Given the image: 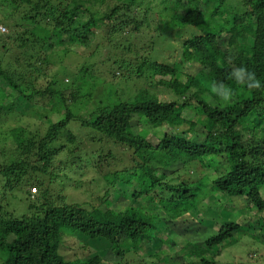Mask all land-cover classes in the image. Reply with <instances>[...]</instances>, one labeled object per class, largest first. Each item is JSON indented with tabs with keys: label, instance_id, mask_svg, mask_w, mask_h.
I'll use <instances>...</instances> for the list:
<instances>
[{
	"label": "trees",
	"instance_id": "obj_1",
	"mask_svg": "<svg viewBox=\"0 0 264 264\" xmlns=\"http://www.w3.org/2000/svg\"><path fill=\"white\" fill-rule=\"evenodd\" d=\"M227 1L0 0V23L10 27L0 38V78L14 95L42 102L45 112H34L47 123L43 134L19 124L23 115L12 102L2 104L8 97L1 93L0 264H105L106 255L120 257L111 264H127L123 256L148 245L158 264H215L208 253L218 249L215 255H220L221 245L236 242L245 213L257 214L258 221L249 224L252 232L264 223L259 222L264 221V87L248 90L228 79L232 67L245 65L264 80V0H245L240 13L229 12ZM152 5L158 9L155 19L150 18ZM97 35L102 42L95 47L105 49L110 71L121 76L116 89L105 87L98 104L87 106L83 116L73 107L77 98L90 101L91 92L73 84L66 96L56 77L45 85L38 79L51 55L62 60L76 44L90 45ZM156 45L169 49L167 58H153ZM86 68L81 66V72H89ZM131 73L155 77L174 98L138 100ZM217 80L238 89L228 107H213L207 99ZM187 109L193 111L190 117ZM75 122L85 128L78 136L68 129ZM85 134L89 142L108 146L96 156L87 154L84 164L108 168L103 176L107 194L118 182L136 184L131 195L123 193L132 202L125 209L87 208L53 192L52 184L77 158V140ZM219 156L225 159L222 171L210 162ZM119 160L128 164L118 168ZM170 168L186 174L180 183L170 182L175 177L166 176ZM33 184L37 192L25 190L29 213L15 217L7 209V193ZM210 194L224 195L217 197L220 208L237 201V211L217 215L216 232L192 241L209 229L183 215ZM67 235L85 237L95 250L85 258H65L60 248ZM170 248L175 250L159 260V253Z\"/></svg>",
	"mask_w": 264,
	"mask_h": 264
},
{
	"label": "rangeland",
	"instance_id": "obj_2",
	"mask_svg": "<svg viewBox=\"0 0 264 264\" xmlns=\"http://www.w3.org/2000/svg\"><path fill=\"white\" fill-rule=\"evenodd\" d=\"M245 5V0H228L225 4V7L229 10V12L240 13L243 9H245ZM152 6L154 12L150 14V18L155 19L156 16L154 14H157L158 9L157 5ZM0 15L2 14L0 13ZM153 22L154 21H152V23ZM151 27L152 28H149V32L151 34H154L156 30V24L153 23ZM9 30V26L0 23V34H8ZM5 34H1L0 38H3L4 40L5 37H3L2 35ZM101 37V35H97L94 38V41L90 42V45L76 44L74 46L75 50L71 52L68 56L62 57V60H59L58 54L51 55L49 57V65L45 69V75L41 74L40 78L38 79L41 85H45L51 78L56 77L58 81L57 87L59 89H63L66 96H68L70 91H72V89L69 87L73 84L82 85V90L84 92H91L93 96L90 101L77 98V105L73 107L74 112L76 111L77 114H81L83 116L85 115V109L87 108V106L98 104L97 102L99 100V97L105 87H108L109 85L112 89L114 88L113 91L116 89L113 84L116 78L121 76V72L118 70H115L114 73L113 71H110V67L112 68V63L110 60L105 59V49L95 47L96 43L102 42ZM2 50L3 49L1 48L0 53L2 52ZM81 53L85 54L81 55ZM168 55L169 49L161 50L157 45L155 46V51H153L152 53L153 58L156 57L155 60L159 59L160 57L167 58ZM171 58H174V56H172ZM163 60L167 61V59ZM81 66H87L89 72L82 73ZM131 67H133V64L130 63V68ZM134 74L135 73H131V76L133 77V81H131V84H133L132 90H137L139 94L138 100H141L144 96L146 98H159L162 100L174 98V96L172 97L173 94H171L170 91L163 88V86H160L157 83L155 77L150 76L146 78H137ZM62 81H64V83H62ZM128 92L129 90H125V95ZM1 93L4 98L8 97L7 100H3L4 98H0L1 100H3L1 101V103L8 105L10 104V102H12L11 106H13L14 110L17 113L23 115L18 121L19 124H22L23 126L31 130L38 129V131L42 132L41 134L44 133V130L47 127V123L40 115L34 112V110L40 113L45 112V110L41 107L40 104L42 102L32 103L22 99L19 96L14 95L13 90L8 87L7 84L0 78V96ZM130 96L131 95H129V97ZM192 102L195 101L193 100ZM187 110V117H190L193 111H191L190 109ZM57 118L58 115L53 114V121L57 120ZM11 124L15 123L11 121ZM134 124L135 128L139 129V123L135 121ZM83 128L84 127H81L80 123L78 122L72 123L68 126V129H70L77 136L82 134ZM86 136L87 135L85 134L82 136V140H77L79 149L76 148L73 153V156L77 158H75V161H71L68 164V169H65V171L57 177V181L52 184V188L54 189L53 192L65 195L67 202H78L80 205L85 206L87 208L97 206L102 210L113 208L115 211H118L121 209H125L126 207L131 205L132 202L130 204V201L128 200L127 196H124V194L131 195L132 190L135 188L136 184L132 183L131 186H127L126 184L118 182L115 186L116 189L109 187V194H107L106 190L108 188V184L105 180V177L103 176L108 171V168H97V164L90 165L89 167L85 168L84 164L86 162L85 159H89L87 154L91 157L92 155L96 156V151L98 153L100 149H106L108 148V146L104 144L101 145L102 142H89ZM154 139H156V137H152V140ZM155 141L156 140H154V142ZM115 149L120 150V147L115 146ZM117 154L119 155V157H121L120 152H117ZM5 158L7 161H10L12 157L7 154ZM92 161H94V163L96 162V160ZM210 162L214 163L217 166V171H222L224 168L225 159L223 156H219L217 159H212ZM118 164V168H123V166L128 163L126 161L122 162V160H119ZM109 169H112V167H110ZM208 170L209 172L214 173V175H216L215 170ZM189 172L191 173L192 170H190ZM165 174L166 176H175L173 177V180H170V182L172 183H180L181 179L184 178V176L186 175L185 173H180L179 175L177 169L172 170L171 168L169 170L166 169ZM166 179L168 180L167 177ZM32 187L37 186L33 184L31 186H28V188H17L14 189L12 192L7 193L5 203L7 204V209L13 212L15 217L20 218L24 214L29 213L27 206L28 202L26 200L27 194L25 190L28 189L31 193ZM262 192L264 195V189ZM217 197H221L222 199L224 198V195L210 194L209 196L204 198L201 203H198L194 208H192L183 215V218L187 220V222L190 223L191 221L196 220L202 223L205 228L209 229L206 233H197L196 237H190L192 241L203 240L207 236H210L211 234L216 232L218 228V223L216 222L217 215L227 217L235 214V211H237V201H234V204H232V206L230 205L231 207L220 208L218 205V201L220 199ZM106 200L109 201V206L106 205ZM143 205L147 206L145 203H143ZM246 211L247 210L245 208L243 212ZM257 221L258 217L255 211L251 213V215H247L245 213L243 217L240 218L242 230L234 234L236 242L226 246L221 245L220 247L222 249L220 247L219 248L220 251H222L223 253H221L220 255H215L218 249L211 250L207 255L208 258H212V256L214 255V259H216L215 264H241L243 262L245 264H264V223L259 225L258 229L253 232L249 227L250 223L255 224ZM259 222L264 221L260 220ZM186 237L188 238V236ZM84 240L85 237L82 236L78 237L76 235H67L64 238L63 245L60 248L61 254L67 259L88 257L93 251L92 248L94 249V247L93 244L89 245ZM145 244L149 243L146 242ZM100 246H102V244ZM148 246H145L143 250H139L137 253L132 252L131 255L125 256V258L123 256L120 260H123V262L127 261V264H144L145 259L148 264H158L159 261H156V256L152 255V251ZM173 250L175 249L170 248L169 250L165 249L160 252L159 260L163 259L165 255H170L172 253L171 251ZM176 251L180 252V249H177ZM119 258L120 257L113 258V256L111 255H106L104 257V263L111 264L114 260ZM248 261L251 263H247ZM165 263H167V261H165L163 264Z\"/></svg>",
	"mask_w": 264,
	"mask_h": 264
},
{
	"label": "clouds",
	"instance_id": "obj_3",
	"mask_svg": "<svg viewBox=\"0 0 264 264\" xmlns=\"http://www.w3.org/2000/svg\"><path fill=\"white\" fill-rule=\"evenodd\" d=\"M228 79L234 81L239 88L256 90L264 87V80H261L256 72L250 70L245 65L234 66L231 68ZM211 95L207 97L208 101L215 107H228L232 104L238 89L224 80L214 81L209 89Z\"/></svg>",
	"mask_w": 264,
	"mask_h": 264
},
{
	"label": "built area",
	"instance_id": "obj_4",
	"mask_svg": "<svg viewBox=\"0 0 264 264\" xmlns=\"http://www.w3.org/2000/svg\"><path fill=\"white\" fill-rule=\"evenodd\" d=\"M37 190H36V188L35 187H32L31 188V193H35Z\"/></svg>",
	"mask_w": 264,
	"mask_h": 264
}]
</instances>
